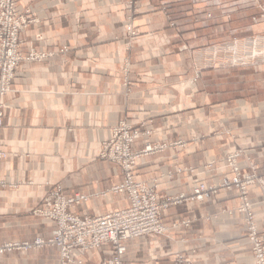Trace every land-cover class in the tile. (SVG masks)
I'll use <instances>...</instances> for the list:
<instances>
[{"label":"crops","instance_id":"0c3cea01","mask_svg":"<svg viewBox=\"0 0 264 264\" xmlns=\"http://www.w3.org/2000/svg\"><path fill=\"white\" fill-rule=\"evenodd\" d=\"M134 1L131 8V0L19 1L18 9L36 19L22 35V54L34 50L47 56L22 61L13 91L3 98L7 113L0 147L7 157L0 163V243L51 235L52 224L33 210L57 184L88 196L71 208L80 217L128 207L125 196L111 190L122 179L120 166L99 157L102 143L122 121L150 133L135 142V150L147 141L167 143L139 158L137 167L138 179L156 184L161 196L188 191L194 182L219 181L229 138L201 132L199 116L211 103L200 95L202 85L190 89L181 82L190 68L181 64L186 53H177L183 43L177 31L188 21L177 18L186 16L187 4ZM129 26L140 31L135 40L127 36ZM125 60L129 70L123 69ZM235 204L234 194L221 193L202 204L165 210L166 226L183 220L191 226L127 241V264H179L178 246L195 249L187 255L192 264H252L237 216L223 212ZM256 213L264 230V204H257ZM109 248L87 258L109 257ZM57 259L56 248L44 247L12 251L0 263L56 264Z\"/></svg>","mask_w":264,"mask_h":264},{"label":"rangeland","instance_id":"374dc122","mask_svg":"<svg viewBox=\"0 0 264 264\" xmlns=\"http://www.w3.org/2000/svg\"><path fill=\"white\" fill-rule=\"evenodd\" d=\"M183 1L187 4L186 11L182 12L186 16L178 15L177 20L187 19L188 23L177 31L183 41L177 53H186L181 64L190 71L183 75L181 82L190 89L202 85L200 95L205 103H211L199 116L203 123L201 132L229 138L219 181L210 184L218 185L225 177L233 178L235 169L240 173L238 183L219 188L209 200L221 193L234 194L236 204L223 212L237 216L250 248L252 264H263L259 249H264V230L256 206L264 204V0ZM135 4L131 0L127 6L131 8ZM133 29L134 37L127 30L131 40L140 35L138 29ZM122 65L124 70L130 69L126 60ZM150 142L157 147L164 146L163 149L168 147L165 142ZM147 155L137 158V167L139 158ZM137 167L136 183L146 187L156 185L138 179ZM156 189L159 192L158 186ZM174 223L172 229H176ZM188 252L195 254L196 251L176 247L175 258L179 264H192L187 258Z\"/></svg>","mask_w":264,"mask_h":264},{"label":"built area","instance_id":"2783aa9c","mask_svg":"<svg viewBox=\"0 0 264 264\" xmlns=\"http://www.w3.org/2000/svg\"><path fill=\"white\" fill-rule=\"evenodd\" d=\"M19 1L0 0V135L7 113L3 98L13 91L18 65L22 61H41L47 56L34 50L27 55L22 54V35L36 19L28 17L18 9ZM128 30L130 36L134 37V29L129 26ZM148 133L122 121L113 129L111 139L104 141L101 146L99 157L116 163L122 170L123 180L116 183L111 190L126 195L128 207L100 216L80 217L71 208L79 206L88 196L81 192L67 193L57 184L46 193L42 205L33 210L35 215L52 224L51 235L45 237L39 234L32 241L0 243V259L15 250L29 252L54 247L58 250L56 264H127V241L149 235H167L171 227L162 221L165 210L186 203H202L211 199L219 188H229L240 181V173L235 169L237 172L233 178L225 177L218 185L198 181L192 184L188 192L165 197L159 194L156 185L146 187L136 183L134 170L137 167V158L143 154L164 150V146L157 147L148 141L142 150L134 149L135 142ZM6 157L7 152L0 147V163ZM182 225L188 227L190 220L175 222L173 228ZM105 246L110 247L109 257L100 258L96 262L87 258L88 254H93ZM259 251L264 264V249L260 248Z\"/></svg>","mask_w":264,"mask_h":264}]
</instances>
